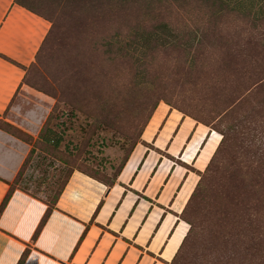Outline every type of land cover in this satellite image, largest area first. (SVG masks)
<instances>
[{
    "label": "rangeland",
    "instance_id": "rangeland-1",
    "mask_svg": "<svg viewBox=\"0 0 264 264\" xmlns=\"http://www.w3.org/2000/svg\"><path fill=\"white\" fill-rule=\"evenodd\" d=\"M20 1L51 21L24 84L53 103L44 131L32 136L21 185L52 203L76 170L113 183L166 104L221 141L185 210L191 232L175 264H264V1H235L230 11L202 0H150L152 12L145 0ZM159 13L174 32L169 40L192 44L153 43L142 60L118 51L138 46L137 33L153 30ZM6 124L0 119V129Z\"/></svg>",
    "mask_w": 264,
    "mask_h": 264
},
{
    "label": "crops",
    "instance_id": "crops-1",
    "mask_svg": "<svg viewBox=\"0 0 264 264\" xmlns=\"http://www.w3.org/2000/svg\"><path fill=\"white\" fill-rule=\"evenodd\" d=\"M50 28L17 0H0V119L34 138L53 103L24 79ZM210 136L159 104L113 183L74 171L36 239L49 205L15 189L0 213V264H18L26 249L24 264H175ZM30 149L0 129V206Z\"/></svg>",
    "mask_w": 264,
    "mask_h": 264
},
{
    "label": "trees",
    "instance_id": "trees-1",
    "mask_svg": "<svg viewBox=\"0 0 264 264\" xmlns=\"http://www.w3.org/2000/svg\"><path fill=\"white\" fill-rule=\"evenodd\" d=\"M145 1H146L147 10H149V11L152 12V11H154V9H156L153 2H151L150 0H145ZM235 1L237 2V6L239 8V7H242L243 2L245 0H202L203 3L204 2H207V3H210L211 2V5H213V6L216 5V7L222 8L223 10H225L226 7H231L232 6V9H230V11L238 10V9H236L237 7L234 6V2ZM253 1H255V0H251V6L254 4ZM256 1H264V0H256ZM17 2L19 4L25 6L29 10H31V11L39 14V15H42L41 13H39L36 10L32 9L31 7H28L27 5H25L22 1L17 0ZM157 9L159 10V8H157ZM160 15H161V13L157 14V16L156 17H153V19L151 21V24L153 26V30L149 31L145 35L144 34L137 33L136 37H137V40L140 42L139 45L137 44L138 46H136V42L135 41H132L131 43H129V42L126 43L124 47H119L118 48V51L119 52H122V51H124L126 49L127 51L125 52V54H128L129 52H133V54H138V58L142 60V59H145L146 58V49H148V46H152L151 44H153V43H154V46H153L154 49H158V48H171V47L180 48L181 46H185V45L186 46H189L190 44H192L191 42L173 43V41L169 40V37L172 34H174V32L171 30V28H172L171 27V24L166 19L168 16H164V17L162 16V18L159 19V16ZM51 30L52 29L50 28L49 31H51ZM46 38H45V40H46ZM44 43H45V41L43 42V44ZM199 43H200V41H199ZM43 44H42V46H43ZM106 45L109 46V47H111V48L113 47V44L111 42H106ZM41 49H42V47H41ZM41 49H40V51H41ZM154 51L156 52L157 50H154ZM51 115L48 117V120L50 119ZM150 119H149V121H150ZM149 121H148V123H149ZM148 123L146 124V126L148 125ZM146 126H145V128H146ZM145 128H144V130H145ZM4 130L6 132L14 135L15 137L21 139L22 141L28 143V144L33 145L32 142L35 141V139L32 136L24 133L23 131H21V130L15 128V127H13L10 124H6V128ZM42 130L44 131V128ZM43 139L45 141H47V142H51V140L48 137H43ZM54 143L56 145H58L59 144V141L57 140ZM34 153H35V146L33 145L32 148H31V150H30V152H29V155L27 156V158L23 162V164H22V166H21V168H20V170H19V172H18L15 180L13 181V183L10 184V189L7 192L5 198H4V200H3V202H2V204L0 206V213L6 207V205L9 202V200H10V198H11V196H12V194H13V192H14L15 189L23 190V191L29 193L31 196H33L35 198H38V199L44 201L45 203H47L49 205V209L47 210L46 214L42 218V220H41V222H40V224H39V226H38V228H37V230H36V232L34 234V239H36L38 237L40 231L42 230L43 226L45 225L47 219L49 218V216L51 214V211H52V207L56 204L59 196L61 195L62 191L64 190V188H65V186H66V184H67V182H68V180H69V178H70V176H71L72 173L70 174V176L68 177V179L65 181L64 185L62 186V188L60 189V191L58 192V194L55 196V198L52 201V203H48L47 201L43 200L42 198H40V197L32 194L30 192V189L28 187H24V186L21 185V177L24 175L25 168L29 165V163L31 161V158H32V156H33ZM190 232H191V228H189V230H188V232H187V234H186V236H185V238L183 240L184 242H185V240L188 237V235H189ZM184 242H183V244H184ZM28 254H29V249H26L24 251L21 259L19 260L18 264H24V262H25V260H26V258L28 256Z\"/></svg>",
    "mask_w": 264,
    "mask_h": 264
},
{
    "label": "bare ground",
    "instance_id": "bare-ground-1",
    "mask_svg": "<svg viewBox=\"0 0 264 264\" xmlns=\"http://www.w3.org/2000/svg\"><path fill=\"white\" fill-rule=\"evenodd\" d=\"M220 137L217 134H214V136L211 138L205 152L200 156L199 160V166L204 167L207 164L208 159L210 158L211 154L219 144ZM221 142V141H220ZM138 153V152H137ZM215 153V152H214ZM133 163V162H132ZM182 239V238H181ZM176 240V239H175ZM179 241V240H178ZM176 245V244H175Z\"/></svg>",
    "mask_w": 264,
    "mask_h": 264
}]
</instances>
